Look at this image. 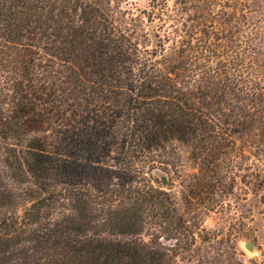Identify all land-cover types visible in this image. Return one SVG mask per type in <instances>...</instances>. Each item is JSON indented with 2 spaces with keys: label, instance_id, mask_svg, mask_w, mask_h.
Returning a JSON list of instances; mask_svg holds the SVG:
<instances>
[{
  "label": "trees",
  "instance_id": "trees-1",
  "mask_svg": "<svg viewBox=\"0 0 264 264\" xmlns=\"http://www.w3.org/2000/svg\"><path fill=\"white\" fill-rule=\"evenodd\" d=\"M113 1L0 0V264H244L163 187L264 151L263 0Z\"/></svg>",
  "mask_w": 264,
  "mask_h": 264
},
{
  "label": "rangeland",
  "instance_id": "rangeland-1",
  "mask_svg": "<svg viewBox=\"0 0 264 264\" xmlns=\"http://www.w3.org/2000/svg\"><path fill=\"white\" fill-rule=\"evenodd\" d=\"M151 2L115 0L113 5L117 6V11L127 10L136 18L149 8ZM168 4L172 6L173 0H168ZM262 4L264 28V0ZM238 39L243 40L242 47L244 38L238 34ZM262 45L264 47V42ZM262 60L261 75L264 76V53ZM246 139L238 138L236 148L228 147L229 152L219 154L207 181L198 183L188 177L198 168L193 163L183 164L178 173L172 166V173L168 175L170 181L163 188L173 194L181 212L192 223L198 221L217 239L229 237L236 244L244 264H264V183L261 184L262 177L257 176L264 177V151L258 150L257 141L246 142ZM156 184L163 185L161 181ZM192 187L201 189L200 194L191 192ZM251 237L255 243L253 251L246 247ZM168 244L172 245V242Z\"/></svg>",
  "mask_w": 264,
  "mask_h": 264
},
{
  "label": "water",
  "instance_id": "water-1",
  "mask_svg": "<svg viewBox=\"0 0 264 264\" xmlns=\"http://www.w3.org/2000/svg\"><path fill=\"white\" fill-rule=\"evenodd\" d=\"M164 182H166V177H164ZM246 247L249 249V250H254L255 248V243H254V238L251 237L247 242H246Z\"/></svg>",
  "mask_w": 264,
  "mask_h": 264
}]
</instances>
